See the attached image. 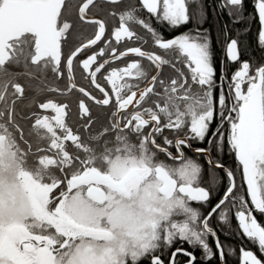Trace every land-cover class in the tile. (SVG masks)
Returning a JSON list of instances; mask_svg holds the SVG:
<instances>
[{
	"label": "snow or ice",
	"instance_id": "1",
	"mask_svg": "<svg viewBox=\"0 0 264 264\" xmlns=\"http://www.w3.org/2000/svg\"><path fill=\"white\" fill-rule=\"evenodd\" d=\"M196 3L0 0V264H226L211 224L233 209L256 249L240 264H264V0L248 16L244 0L218 5L234 24L258 18L262 52L242 60L241 34L217 26L219 73ZM194 142L222 194L186 155Z\"/></svg>",
	"mask_w": 264,
	"mask_h": 264
},
{
	"label": "flooded vegetation",
	"instance_id": "2",
	"mask_svg": "<svg viewBox=\"0 0 264 264\" xmlns=\"http://www.w3.org/2000/svg\"><path fill=\"white\" fill-rule=\"evenodd\" d=\"M188 2H189L190 11L191 12H197L198 7H197L196 0H188ZM222 2H223V0H200V3L203 5V7L205 9V14H206V19H205L202 27L210 30L211 39H212L214 62H215V66L217 68L218 73H219V69L221 66V61L226 59V52L224 50V46H223L222 42L217 39V34L215 31V27L213 26V21H212L211 17L213 15H215L216 17H219V19H222L225 22H227V21L232 22L231 18L229 17V14H228V8L225 7L223 10H221L218 7V5ZM214 9H215V11H214ZM252 9H253V3H251V6L249 7V9L245 8V16H248L249 14H251ZM153 23L155 24L156 22L153 21ZM238 23H240V22H237L235 24L233 23V24L236 25ZM165 24H166V22H165ZM248 25L249 26L246 28L244 33L241 34V39L243 40L244 37H246V34L251 33L254 37V43H255V48L257 50V54L253 55V53H251L249 55L246 52L245 55L242 56V60L248 59L250 57V58H252L253 62H255L262 54L261 50L258 47V28H259L258 18L256 20L251 21V23H249ZM134 27L136 28L137 32L142 31L138 26H134ZM192 27H193V24H191V23H189L188 25H185V26H181L177 30H173L171 26H166L162 29V32H163V35L165 38H172L175 35H179V34H182L183 32H187ZM90 32H91V29L85 30V36L90 34ZM229 35L232 36L233 38H235L237 33H232V35L229 33ZM126 44L131 45V46H139V42L134 43V42L129 41V42H126ZM244 46H245V48L247 47L246 44H244ZM117 47H118V49L120 48L119 45H117ZM128 62H131L130 59L128 60ZM115 64L118 66H123L124 62L116 61ZM234 68H235V65H233L231 68H229V72H231ZM168 71H169V69L166 67L165 72L167 73ZM185 71H187V69H185ZM75 75H76V79H77L78 83H85V81H83L81 79V75H80L79 70L76 71ZM50 76H51V74L49 73V77ZM67 99L72 104V113L74 114L76 111V105H75L76 95L73 94L70 97H68ZM93 112L99 114V119L101 121L104 120V113L101 109L94 108ZM198 146H200V143L194 142L193 146H192L193 150H188L186 152V155L191 159L197 160V162H199L202 165V168H203L202 177H203V180L205 182L211 184L213 176L215 175V177L218 181V183L215 184V189H216L217 195H220L224 191V185L227 183V181L225 179V174L223 173L222 170H215L214 171V170L208 168L206 160L198 157L194 152L195 147H198ZM213 155H214V157L216 156L215 153H213ZM220 158L223 160L225 166L235 167L234 155L230 156L228 154L227 149L225 150V152L222 154V156ZM162 159H163V157H162ZM168 162L171 163V161H168ZM241 183H242V179H241L240 174L238 173L237 174V184L239 185ZM244 189L246 192V185L244 186ZM215 202H216V200L214 199L213 204ZM249 203H250V200H249ZM192 206L199 208L202 216H204V217L207 216V212L209 210L208 206L200 207L199 204L196 202H192ZM234 211L235 210L233 209V214L230 215L228 224H223L218 219H213L212 224H211L213 229L217 232V236H218L219 240L221 241V243L225 249L226 256H227L226 264H240L239 257H240L241 246H243L247 250L256 251L253 244L250 241H248L247 238L243 237L242 232L238 229V221H236L234 218ZM258 221L261 222L262 224H264V216H258ZM208 242L211 246H213L214 251H215V245L213 242V238L211 236L208 237ZM184 248L194 251V254L198 258L202 256V250L199 248V246H194V247L189 246L185 242ZM229 250H233V251L230 252Z\"/></svg>",
	"mask_w": 264,
	"mask_h": 264
},
{
	"label": "trees",
	"instance_id": "3",
	"mask_svg": "<svg viewBox=\"0 0 264 264\" xmlns=\"http://www.w3.org/2000/svg\"><path fill=\"white\" fill-rule=\"evenodd\" d=\"M251 3H253V0H244L245 8L249 9V7L251 6ZM211 19L213 21V26L215 27L216 34H217V26L223 27L225 24H227L228 27L231 29V32H230L231 35L232 33H238V32L240 34H243L246 28L249 26L248 24L246 26L244 22H240L234 25L232 22L230 21L225 22L224 20L219 19V17H216L215 15H213ZM243 43L247 45L246 47L247 54L249 55L251 53H253V55L257 54V50L255 48V43H254V37L251 33L246 34V37H244L243 39Z\"/></svg>",
	"mask_w": 264,
	"mask_h": 264
}]
</instances>
